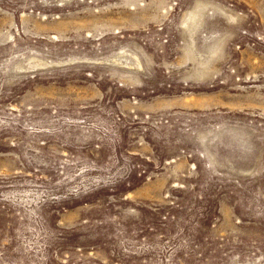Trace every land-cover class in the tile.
Masks as SVG:
<instances>
[{"label":"rangeland","instance_id":"374dc122","mask_svg":"<svg viewBox=\"0 0 264 264\" xmlns=\"http://www.w3.org/2000/svg\"><path fill=\"white\" fill-rule=\"evenodd\" d=\"M0 264H264V0H0Z\"/></svg>","mask_w":264,"mask_h":264},{"label":"bare ground","instance_id":"6f19581e","mask_svg":"<svg viewBox=\"0 0 264 264\" xmlns=\"http://www.w3.org/2000/svg\"><path fill=\"white\" fill-rule=\"evenodd\" d=\"M192 16V15H191Z\"/></svg>","mask_w":264,"mask_h":264}]
</instances>
